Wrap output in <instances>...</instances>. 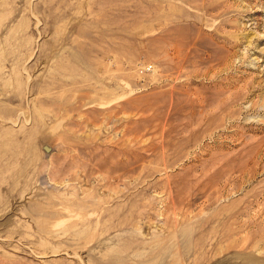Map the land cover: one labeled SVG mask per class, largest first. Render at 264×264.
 <instances>
[{"label": "rangeland", "instance_id": "rangeland-1", "mask_svg": "<svg viewBox=\"0 0 264 264\" xmlns=\"http://www.w3.org/2000/svg\"><path fill=\"white\" fill-rule=\"evenodd\" d=\"M0 264H264V0H0Z\"/></svg>", "mask_w": 264, "mask_h": 264}]
</instances>
